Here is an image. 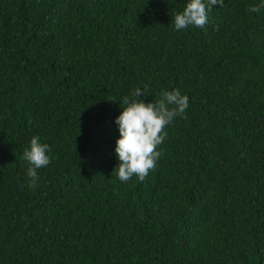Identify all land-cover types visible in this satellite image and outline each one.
I'll return each mask as SVG.
<instances>
[{
	"label": "trees",
	"instance_id": "1",
	"mask_svg": "<svg viewBox=\"0 0 264 264\" xmlns=\"http://www.w3.org/2000/svg\"><path fill=\"white\" fill-rule=\"evenodd\" d=\"M222 0H0V264H264V8ZM178 88L143 179L114 168L129 89ZM51 161L29 187L23 152Z\"/></svg>",
	"mask_w": 264,
	"mask_h": 264
},
{
	"label": "clouds",
	"instance_id": "2",
	"mask_svg": "<svg viewBox=\"0 0 264 264\" xmlns=\"http://www.w3.org/2000/svg\"><path fill=\"white\" fill-rule=\"evenodd\" d=\"M219 3L222 0H186L183 10L174 14V29L203 28L209 23L213 6ZM261 8H264V0H258L249 11L258 13ZM142 92L145 93L143 88L129 89L121 98L122 111L115 117L119 136L114 152L119 163L114 170L122 182L134 175L143 180L155 168L161 156L159 145L167 136L166 127L185 114L189 107L188 95L178 88L164 89L160 99L152 101L141 98ZM50 151L49 144L42 142L39 135L30 138L29 146L23 152V159L28 164L26 174L31 178L29 187L38 186V170L49 165Z\"/></svg>",
	"mask_w": 264,
	"mask_h": 264
}]
</instances>
